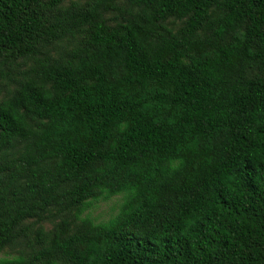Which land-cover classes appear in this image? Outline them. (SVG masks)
Listing matches in <instances>:
<instances>
[{
  "label": "trees",
  "instance_id": "obj_1",
  "mask_svg": "<svg viewBox=\"0 0 264 264\" xmlns=\"http://www.w3.org/2000/svg\"><path fill=\"white\" fill-rule=\"evenodd\" d=\"M0 264H264V0H0Z\"/></svg>",
  "mask_w": 264,
  "mask_h": 264
},
{
  "label": "rangeland",
  "instance_id": "obj_2",
  "mask_svg": "<svg viewBox=\"0 0 264 264\" xmlns=\"http://www.w3.org/2000/svg\"><path fill=\"white\" fill-rule=\"evenodd\" d=\"M120 202V197H114L110 201H101L95 204L89 212L91 213L92 218L96 221H105L117 213ZM13 253L17 254L15 251ZM13 253L8 252L5 256L12 257L14 256Z\"/></svg>",
  "mask_w": 264,
  "mask_h": 264
}]
</instances>
